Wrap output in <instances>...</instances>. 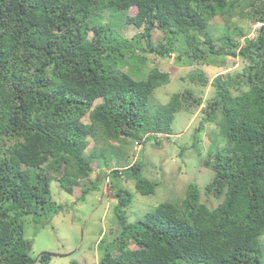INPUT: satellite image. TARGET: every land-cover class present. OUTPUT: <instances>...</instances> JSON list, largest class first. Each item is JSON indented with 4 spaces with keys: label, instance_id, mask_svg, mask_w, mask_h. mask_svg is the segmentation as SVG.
Here are the masks:
<instances>
[{
    "label": "trees",
    "instance_id": "obj_1",
    "mask_svg": "<svg viewBox=\"0 0 264 264\" xmlns=\"http://www.w3.org/2000/svg\"><path fill=\"white\" fill-rule=\"evenodd\" d=\"M217 15L226 27L214 36ZM122 18L141 31L124 37L115 28ZM242 19L264 22V0H0V264L50 261V251L30 254L23 217L68 208L53 200L52 181L68 194L80 187L84 199L98 185L90 163L101 143L118 155L142 136H168L175 113L200 104L186 88L147 110L169 81L148 61L171 54L185 64L209 54L224 66L228 56L241 60L228 73L218 67L200 122L217 124L223 146L203 160L212 173L203 192L190 183L180 200L135 222L126 215L131 194L115 181L118 233L102 244L99 264H264V26L250 36ZM153 29L163 33L156 41ZM191 79L209 83L200 65ZM87 137L97 146L86 154ZM109 174L133 180L140 194L155 191L140 159Z\"/></svg>",
    "mask_w": 264,
    "mask_h": 264
},
{
    "label": "rangeland",
    "instance_id": "obj_2",
    "mask_svg": "<svg viewBox=\"0 0 264 264\" xmlns=\"http://www.w3.org/2000/svg\"><path fill=\"white\" fill-rule=\"evenodd\" d=\"M136 10V6H132L128 13L134 14ZM235 21L244 30L251 29L252 24H249L247 20ZM209 22V31L213 35L226 27L220 15L213 17ZM115 28L127 39H131L141 31L133 25L124 23L123 18L115 20ZM162 36L161 31L152 30L153 41ZM214 42L215 45H219L218 40ZM225 62L226 67L222 61L211 54L207 55L206 60L193 61L189 64L176 62L173 54L169 58L157 57L153 61H148L149 66L155 65L167 70L169 81L153 91L146 106L147 110L153 111L155 105H164L173 93L186 88L192 89L193 93L200 98V104L191 112L187 110L176 112L171 123L172 134L168 136L164 134L142 136L141 144L132 141L133 143L126 147L127 152L124 150L118 155L112 153L109 145L101 143L97 149L96 159L90 163L94 169L90 172V177L93 180H99L98 185L92 187L84 199H78L80 187H74L72 194H68L59 187L57 182L52 181L50 189L53 200L71 204L65 211H58L52 217H40L34 220L31 216L23 217L25 235L32 239L30 254L37 258L42 251H50L52 255L47 264H99L102 244L104 245L118 233L113 211L116 204L115 191L119 186L116 185L117 181H122L131 194V202L126 208L128 222L137 221L160 202H177L184 196L190 183L195 184L203 192L212 174L210 166L205 165L203 160L210 150L223 146L221 140L216 137L218 126L215 122L204 121L202 125L200 124L203 121L202 115L205 114L206 100L212 95L210 83L217 72L222 70V73H228L227 71L239 67L242 63L238 57L230 56L226 57ZM197 65L206 71L209 77L207 85L203 86L198 80L191 79ZM99 101L100 99H97L94 103ZM82 119L88 122V115L86 114ZM217 136H219L218 133ZM89 141L90 145L85 150L86 154L92 150V146H97L91 138ZM114 142L115 145L116 141ZM210 144H212L211 149ZM139 159L142 160L143 174L155 183V191L152 194H140L135 189L133 180L127 179L125 182L124 177L113 178V175L109 174L114 168L125 171V166ZM98 169L101 171L97 172ZM83 183L90 185L88 180ZM208 204L215 206L217 201L211 197ZM130 247L135 248L133 244H130ZM34 264L41 263L36 261Z\"/></svg>",
    "mask_w": 264,
    "mask_h": 264
},
{
    "label": "built area",
    "instance_id": "obj_3",
    "mask_svg": "<svg viewBox=\"0 0 264 264\" xmlns=\"http://www.w3.org/2000/svg\"><path fill=\"white\" fill-rule=\"evenodd\" d=\"M264 26V22H255L253 25H252V31L250 32V36H253L256 34V31L258 28H261Z\"/></svg>",
    "mask_w": 264,
    "mask_h": 264
}]
</instances>
